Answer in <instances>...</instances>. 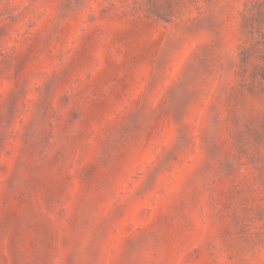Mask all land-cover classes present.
<instances>
[{"label":"rangeland","instance_id":"1","mask_svg":"<svg viewBox=\"0 0 264 264\" xmlns=\"http://www.w3.org/2000/svg\"><path fill=\"white\" fill-rule=\"evenodd\" d=\"M0 264H264V0H0Z\"/></svg>","mask_w":264,"mask_h":264}]
</instances>
